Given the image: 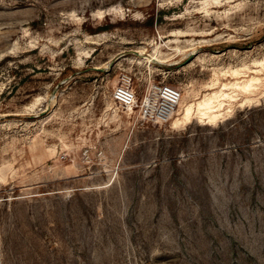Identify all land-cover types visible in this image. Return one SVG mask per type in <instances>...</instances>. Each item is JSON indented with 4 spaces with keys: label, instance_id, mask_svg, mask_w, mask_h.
I'll list each match as a JSON object with an SVG mask.
<instances>
[{
    "label": "rangeland",
    "instance_id": "obj_1",
    "mask_svg": "<svg viewBox=\"0 0 264 264\" xmlns=\"http://www.w3.org/2000/svg\"><path fill=\"white\" fill-rule=\"evenodd\" d=\"M0 264H264V0H0Z\"/></svg>",
    "mask_w": 264,
    "mask_h": 264
},
{
    "label": "built area",
    "instance_id": "obj_2",
    "mask_svg": "<svg viewBox=\"0 0 264 264\" xmlns=\"http://www.w3.org/2000/svg\"><path fill=\"white\" fill-rule=\"evenodd\" d=\"M113 97L120 108L136 111L145 122L159 123L170 119L183 97V92L177 86L156 83L140 99L133 79L124 76L115 88Z\"/></svg>",
    "mask_w": 264,
    "mask_h": 264
},
{
    "label": "bare ground",
    "instance_id": "obj_3",
    "mask_svg": "<svg viewBox=\"0 0 264 264\" xmlns=\"http://www.w3.org/2000/svg\"><path fill=\"white\" fill-rule=\"evenodd\" d=\"M143 51V50H142ZM144 52V51H143ZM153 57L154 58H147L146 59V61H148V62H150V63H152L153 61H157V60H160V61H163L162 59L163 58H161L159 55H158V51L157 50H155V52L153 53ZM252 80H256L255 78H253ZM244 89H247V85L246 86H244ZM183 98V97H182ZM180 102H182V99H181V101ZM180 104V103H179ZM178 104V105H179ZM183 105V104H182ZM205 105V104H204ZM223 105V104H222ZM222 105H219V110H216V111H213L211 114L210 113H208V112H206V113H204L205 115H206V117H207V119H209V121L210 122H216V120L219 118V114H217V112L218 111H220V109H221V107H222ZM185 106V105H184ZM178 107V106H177ZM176 107V108H177ZM176 108H175V110H176ZM203 109V108H202ZM206 109V108H205ZM175 110H174V112H175ZM174 112L171 114V116L174 114ZM195 117V111H194V108H193V105H191V104H189V105H187L184 109H183V111L181 112V117H179L177 120H173V122H175V123H177V122H184V123H188V122H191V120L193 119ZM179 122V123H180Z\"/></svg>",
    "mask_w": 264,
    "mask_h": 264
}]
</instances>
